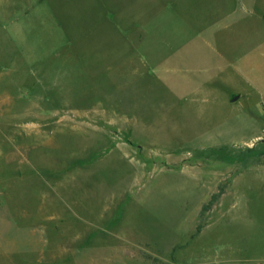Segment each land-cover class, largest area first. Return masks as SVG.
Returning <instances> with one entry per match:
<instances>
[{
  "label": "rangeland",
  "instance_id": "rangeland-1",
  "mask_svg": "<svg viewBox=\"0 0 264 264\" xmlns=\"http://www.w3.org/2000/svg\"><path fill=\"white\" fill-rule=\"evenodd\" d=\"M119 4L0 0V245L24 264H264V89L242 75L264 88V29L232 36L230 82L178 88L117 54L100 15ZM156 37L145 55L168 54Z\"/></svg>",
  "mask_w": 264,
  "mask_h": 264
},
{
  "label": "crops",
  "instance_id": "crops-1",
  "mask_svg": "<svg viewBox=\"0 0 264 264\" xmlns=\"http://www.w3.org/2000/svg\"><path fill=\"white\" fill-rule=\"evenodd\" d=\"M119 2L113 13L100 15L105 18L106 23L111 24L122 40H126V37L128 39L127 42L124 41L128 51L120 52L119 45L114 44L117 54L121 57L141 56L139 60L148 66L158 64L171 66L173 68L171 74L174 75L173 80H177L178 88L183 84L182 80L190 82L194 80L195 73L209 74V70L218 75H214L215 77L224 78L225 83L230 82L231 76L227 75L229 70L226 66L233 63L231 60L236 56L233 49L238 47L232 43V36L239 31L241 37L255 31L258 34L264 29V0H119ZM154 34L157 40H160L159 46L169 50L168 54L163 51L162 54L160 52L145 55L146 43L148 48V42L155 37ZM161 35L164 37L161 38ZM246 40H249L248 37ZM255 49V42H249L240 57L242 62L255 64ZM149 58L160 60L150 64L147 62ZM195 66L198 68L195 69ZM150 72L151 75L158 76L157 70ZM167 73H170L168 69ZM242 75L253 89L257 91L264 89L260 84L253 82L248 71ZM237 90L230 95L229 102L235 94L242 98H249L251 95L250 89L245 86L238 87ZM258 94L264 98L263 91ZM2 247L0 245V252L5 248ZM9 247L4 249L7 251L6 255L0 254V264L9 262L24 264L23 259L19 258L20 252L23 255V247L18 245Z\"/></svg>",
  "mask_w": 264,
  "mask_h": 264
}]
</instances>
